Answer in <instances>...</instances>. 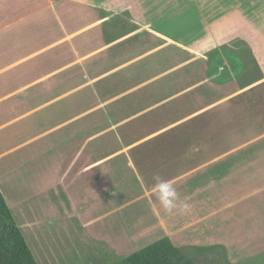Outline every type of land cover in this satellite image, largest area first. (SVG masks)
<instances>
[{"label":"rangeland","instance_id":"374dc122","mask_svg":"<svg viewBox=\"0 0 264 264\" xmlns=\"http://www.w3.org/2000/svg\"><path fill=\"white\" fill-rule=\"evenodd\" d=\"M145 119L111 154L100 131ZM0 186L38 264L165 238L196 264H264V0H0Z\"/></svg>","mask_w":264,"mask_h":264},{"label":"trees","instance_id":"16d2710c","mask_svg":"<svg viewBox=\"0 0 264 264\" xmlns=\"http://www.w3.org/2000/svg\"><path fill=\"white\" fill-rule=\"evenodd\" d=\"M217 57V55H216ZM216 59V58H215ZM214 59V60H215ZM137 96V95H136ZM139 99V102L142 98ZM145 110V109H144ZM146 111V110H145ZM139 114L142 110L137 111ZM151 112V111H149ZM137 113V114H138ZM146 113V112H145ZM152 115V112L149 115ZM158 113L157 115H159ZM137 122V121H136ZM139 124H134L131 127L125 128L121 126L122 141L116 137L115 131L110 127L101 130L103 141L108 142L111 148V154H124L121 147L124 144L127 147H132L140 139L142 141L148 139L153 133L150 129V121L147 119L138 121ZM137 122V123H138ZM119 125H117V128ZM155 126H152V128ZM149 130L150 134H146ZM145 135V136H144ZM140 145V144H138ZM0 264H38L26 238L17 224L14 214L2 193L0 186ZM112 264H196L180 248L175 246L169 238L160 240L151 244L138 252H135L123 259H120Z\"/></svg>","mask_w":264,"mask_h":264},{"label":"clouds","instance_id":"9594fccd","mask_svg":"<svg viewBox=\"0 0 264 264\" xmlns=\"http://www.w3.org/2000/svg\"><path fill=\"white\" fill-rule=\"evenodd\" d=\"M153 191L160 207L168 214H186L191 205L181 200L172 182L162 179L159 175L153 177Z\"/></svg>","mask_w":264,"mask_h":264},{"label":"crops","instance_id":"0c3cea01","mask_svg":"<svg viewBox=\"0 0 264 264\" xmlns=\"http://www.w3.org/2000/svg\"><path fill=\"white\" fill-rule=\"evenodd\" d=\"M54 79V78H53ZM21 94H28V96L27 97H32V98H36L38 95H36L37 93L34 91H30V90H25V91H22V92H19V94L16 92V95H21ZM30 95V96H29ZM60 95L59 94H57L56 93V95H54V94H52L51 96H49V94H47V95H41V94H39V97L40 98H47V99H51V101L49 100L48 101V103H50L51 102V107L46 111V112H48V113H50L51 115L54 113V112H56L57 111V109L56 108H58L56 105L55 106H53V103L55 102L54 101V98H58ZM22 102V105H27L30 101H21ZM68 102V101H67ZM1 104H3V102H1ZM48 105V104H47ZM25 120V119H24ZM23 119L22 120H20V121H18L17 123H18V126H16V127H14V128H16V129H20V130H23L24 128H25V124H27V123H25V122H23L24 121ZM27 120H29V119H27ZM31 121V120H30ZM23 125V126H22ZM7 127H9V126H7Z\"/></svg>","mask_w":264,"mask_h":264},{"label":"water","instance_id":"95a60500","mask_svg":"<svg viewBox=\"0 0 264 264\" xmlns=\"http://www.w3.org/2000/svg\"><path fill=\"white\" fill-rule=\"evenodd\" d=\"M223 56H226V57H228L229 56V54L227 55V53L226 54H224ZM220 56H218V57H216V59L215 60H213V62L210 64V67H209V71H210V74H211V77L213 78H215V74L217 73V70H216V66H215V64L216 63H219V61H220ZM240 66V65H239ZM236 67H237V65H236ZM228 78H230L229 76H227V75H223V80H227ZM216 79V78H215Z\"/></svg>","mask_w":264,"mask_h":264}]
</instances>
